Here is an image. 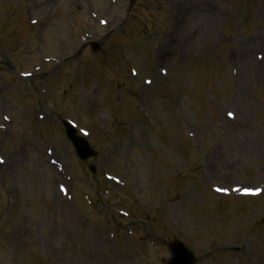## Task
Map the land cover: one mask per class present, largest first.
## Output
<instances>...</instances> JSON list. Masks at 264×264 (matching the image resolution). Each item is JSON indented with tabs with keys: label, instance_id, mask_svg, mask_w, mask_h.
Listing matches in <instances>:
<instances>
[{
	"label": "rangeland",
	"instance_id": "374dc122",
	"mask_svg": "<svg viewBox=\"0 0 264 264\" xmlns=\"http://www.w3.org/2000/svg\"><path fill=\"white\" fill-rule=\"evenodd\" d=\"M178 241L264 264V0H0V264H167Z\"/></svg>",
	"mask_w": 264,
	"mask_h": 264
},
{
	"label": "water",
	"instance_id": "95a60500",
	"mask_svg": "<svg viewBox=\"0 0 264 264\" xmlns=\"http://www.w3.org/2000/svg\"><path fill=\"white\" fill-rule=\"evenodd\" d=\"M70 136L75 139L74 133L72 131L69 132ZM78 145H82L83 142L77 141ZM172 250L174 253V260L171 264H194V257L184 249L183 245H175L172 246Z\"/></svg>",
	"mask_w": 264,
	"mask_h": 264
},
{
	"label": "bare ground",
	"instance_id": "6f19581e",
	"mask_svg": "<svg viewBox=\"0 0 264 264\" xmlns=\"http://www.w3.org/2000/svg\"><path fill=\"white\" fill-rule=\"evenodd\" d=\"M180 6V9L178 12H175V15L177 16V20L178 21H181L182 23V16H181V13H184L185 12V9H184V6L182 4L179 5ZM69 50V48H64V52H67ZM163 62L160 61L159 64H162ZM53 165H55V163H52ZM245 189V188H244ZM100 235L98 234V232L96 231V236H95V243H99L101 242V239L99 237ZM104 264V261L102 262ZM112 264H114V262H111Z\"/></svg>",
	"mask_w": 264,
	"mask_h": 264
}]
</instances>
